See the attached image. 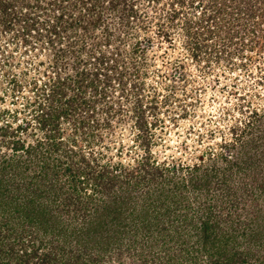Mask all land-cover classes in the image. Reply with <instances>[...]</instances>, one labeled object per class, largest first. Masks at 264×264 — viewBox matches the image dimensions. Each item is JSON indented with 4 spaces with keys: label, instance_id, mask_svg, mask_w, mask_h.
Instances as JSON below:
<instances>
[{
    "label": "rangeland",
    "instance_id": "1",
    "mask_svg": "<svg viewBox=\"0 0 264 264\" xmlns=\"http://www.w3.org/2000/svg\"><path fill=\"white\" fill-rule=\"evenodd\" d=\"M205 4L0 0V264H264V36Z\"/></svg>",
    "mask_w": 264,
    "mask_h": 264
},
{
    "label": "trees",
    "instance_id": "2",
    "mask_svg": "<svg viewBox=\"0 0 264 264\" xmlns=\"http://www.w3.org/2000/svg\"><path fill=\"white\" fill-rule=\"evenodd\" d=\"M179 3H183V0H176ZM191 3H193V0H190ZM207 1V5L205 4V9L207 10V19L211 20L213 18L214 26L211 24L207 27L210 34H214V30L216 29L217 33L221 35V28L225 25L222 24L223 18L231 15H236L238 18H244L247 22L243 24V40L246 36H250L252 34L264 36V0H205ZM172 15L171 18H174L175 15H177L176 10L171 11ZM218 14L221 15L220 18H218ZM218 18V19H217ZM191 20L186 21L187 27H189V30L191 29ZM198 48V45L196 46ZM46 123H43V126ZM81 160H84V158H81ZM88 167H91L88 164H86ZM100 177L103 175V173L98 174ZM86 182V181H85ZM35 211L33 214L31 212V221H33V224L37 228V231H41L43 229L44 232L47 233V231H51L54 235H58L61 240H66V238H72L75 241H80L81 238L85 237L87 235L90 238H94L91 234L88 235L87 228H80V229H73L65 232V229L61 226H58V231H54L57 224H55L56 221H53V219H56L57 216L55 212L52 211V209L49 207H36L33 209ZM61 224V221L59 225ZM206 232L210 231V228L214 229L213 226L209 225L208 223H205ZM64 229V230H63ZM75 230V231H74ZM95 231V228L93 229ZM43 232V233H44ZM89 238V239H90ZM71 239V240H72ZM41 261L45 262L50 259L47 254L45 256L41 257ZM28 260L25 259L22 261V264H28Z\"/></svg>",
    "mask_w": 264,
    "mask_h": 264
}]
</instances>
